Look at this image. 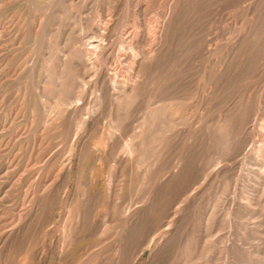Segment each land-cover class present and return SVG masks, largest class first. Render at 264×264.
<instances>
[{"label": "rangeland", "instance_id": "1", "mask_svg": "<svg viewBox=\"0 0 264 264\" xmlns=\"http://www.w3.org/2000/svg\"><path fill=\"white\" fill-rule=\"evenodd\" d=\"M169 1L172 0H0V264H112L115 246L131 231L120 221L123 210L130 204L140 206L148 196L159 205L157 217L165 223L163 230L172 219L174 231L168 233L171 237L164 254L151 258L146 242L135 264H264V155L250 153L254 157L247 158V166L241 162L244 153L231 161L226 127L231 118L238 122L244 113L247 86L239 60L245 48L252 53L250 70L264 78V0L219 1L200 10L201 15L197 13L196 19L205 23V38L203 58H196L197 66L192 69L195 85L184 94L186 98L175 100L173 109L164 113L163 100L150 98L148 93L138 98L140 111L127 121L126 133L122 134L125 136L121 135L125 138L122 142L129 140L134 125L143 123L142 136L136 138L137 150L132 155L106 140L114 123L108 107L102 109L96 121L88 117L97 90L91 66L79 63L85 60L80 51L82 41L92 36L89 33L96 26L102 30L104 22L109 21L111 59L106 71L122 74L127 67L120 64L121 68L113 70L112 62L118 40L130 27L132 10L146 7L143 17L155 23L163 19ZM238 30L246 34L241 44L237 41ZM255 37L261 40L255 43ZM224 53L232 70L226 107L218 100V87L203 75ZM65 54L73 57L71 63L62 64ZM261 84L264 86V80L251 86L252 94ZM208 86L212 100L206 103ZM80 91V98L74 97ZM258 94H253V105ZM64 99L71 103L64 104ZM260 106L253 111L250 142L244 146L252 152L259 145L264 152V139L257 134L264 123V100ZM73 109L84 119L76 131Z\"/></svg>", "mask_w": 264, "mask_h": 264}, {"label": "bare ground", "instance_id": "2", "mask_svg": "<svg viewBox=\"0 0 264 264\" xmlns=\"http://www.w3.org/2000/svg\"><path fill=\"white\" fill-rule=\"evenodd\" d=\"M118 1V0H117ZM128 1V0H127ZM154 1V0H153ZM160 1V0H158ZM165 1V0H164ZM226 3L230 0H172L163 14V19L158 20L155 23L152 21H148L143 17L145 13L146 7L137 8V10H132V19H130V27L125 28L126 30L123 32L124 37L118 40V48L117 52H115L114 58L115 61L113 70L120 67L119 65L123 64L127 67L126 72H122L118 74V71H114L112 73H107L106 65L111 59L110 54V44L112 42L111 35L109 31L112 29L110 22L105 21L103 29L101 30L99 26L95 27L91 33L92 36L82 41V46L80 47L81 56L85 57L84 61H80L81 65H90L93 70V85L97 90L96 97L91 103V107L87 111L88 117L95 118L100 115L103 111L102 109L108 107L110 114L114 116V123L111 124V127L108 129L106 134V140L110 141L109 144L112 147L120 148L123 153L127 155H132L137 150L138 143L135 141L137 137L142 136V124L134 125V132L132 133V137L122 142L124 139L121 138V135L125 132L127 121L133 119V116H137L140 111V102H138V98L140 96H144L146 93L149 94L153 98H158L159 100H163V113L173 109V103L175 100L181 99L186 92H190L189 90L192 86L195 85L193 80L196 78L193 77L192 69L197 66L196 58L202 57L204 51L202 49L204 47L203 43V29L204 22L202 20H197L199 17L197 13L200 10L205 9L209 4H215L217 2ZM124 2V1H122ZM152 2V1H151ZM149 2V3H151ZM246 2V1H245ZM257 2V1H256ZM254 2V3H256ZM166 3V2H165ZM132 4V3H131ZM156 4V3H155ZM261 4V3H260ZM153 5V4H152ZM164 5V4H163ZM92 6V5H91ZM123 6V5H122ZM130 6V5H128ZM155 6V5H154ZM159 6V5H158ZM236 6V5H235ZM120 7V6H119ZM150 7V6H149ZM159 8V7H158ZM157 8V9H158ZM208 8V7H207ZM250 10V7H248ZM256 8V7H254ZM252 8V10H254ZM153 9V8H152ZM248 10V11H249ZM251 10V11H252ZM262 10V9H261ZM102 11V10H101ZM107 11V10H106ZM159 11V10H158ZM104 12V10H103ZM100 12V13H103ZM109 12V11H108ZM120 12V11H119ZM131 12V11H130ZM161 12V11H160ZM258 12V11H256ZM263 12V11H262ZM110 13V12H109ZM148 14V13H147ZM155 14V13H154ZM153 14V15H154ZM162 14V13H161ZM200 14V13H198ZM264 14V13H263ZM106 15V14H105ZM102 15V16H105ZM157 15V14H156ZM155 15V16H156ZM201 15V14H200ZM251 15V14H250ZM262 15V13H261ZM259 15V16H261ZM98 16V15H97ZM110 16V15H109ZM108 16V17H109ZM147 16V15H144ZM256 16V15H255ZM254 16V17H255ZM77 17V16H75ZM126 17V16H125ZM201 17V16H200ZM252 17V16H251ZM128 18V17H127ZM130 18V17H129ZM150 18V17H149ZM74 19V18H73ZM124 19V18H123ZM261 19V18H260ZM85 20V19H84ZM102 20V19H101ZM100 20V21H101ZM126 20V19H125ZM153 20V18H152ZM228 20V19H227ZM251 20V19H250ZM256 20L253 18V21ZM99 21V22H100ZM123 21V20H122ZM202 21V22H200ZM128 22V20L126 21ZM236 22V21H235ZM264 22V21H263ZM89 22H87L88 24ZM125 23V22H123ZM260 23V20L259 22ZM257 23V24H258ZM101 24V22H100ZM114 24V23H113ZM120 24V23H119ZM128 24V23H127ZM262 24V23H261ZM83 25V24H82ZM91 25V24H88ZM264 25V23H263ZM128 25H126L127 27ZM86 27V26H85ZM91 27V26H89ZM113 27V26H112ZM255 27V26H253ZM88 28V27H87ZM92 28V27H91ZM261 28V26H260ZM241 30V29H240ZM238 30V31H240ZM244 30V29H242ZM246 30V29H245ZM247 31V30H246ZM255 31V30H253ZM74 33V32H73ZM245 33V32H244ZM242 31L239 32L238 43H242L246 34ZM255 33V32H254ZM260 33V31H259ZM88 34V33H87ZM206 34V33H205ZM116 36V35H115ZM119 36V35H118ZM117 36V37H118ZM120 37V36H119ZM246 38V37H245ZM256 38V37H255ZM261 37H257L255 39V43H258ZM117 39V38H116ZM115 39V40H116ZM236 41V39H235ZM263 42V41H262ZM261 42V43H262ZM208 43V42H207ZM235 43V42H233ZM240 43V44H241ZM254 43V42H252ZM215 45V44H214ZM254 45V44H250ZM69 46V45H68ZM114 47V46H113ZM225 47V46H224ZM68 48V47H67ZM245 48V47H244ZM251 48V47H250ZM74 49V48H73ZM216 49V48H215ZM242 49V48H241ZM258 49V48H257ZM261 49V48H260ZM66 50V49H65ZM64 50V52H65ZM227 50V49H226ZM229 50V49H228ZM235 50V48H234ZM264 50V49H263ZM261 50V51H263ZM112 51V50H111ZM211 49L208 48V52L210 53ZM217 51V50H216ZM244 51V50H243ZM255 51V50H254ZM225 52V51H224ZM258 52V51H257ZM226 53V52H225ZM224 53V54H225ZM236 53V52H234ZM264 53V52H263ZM212 54V53H211ZM223 54V53H221ZM233 54V53H232ZM252 54V53H251ZM250 53H247V49L245 48L242 57H240V67L245 72L244 80L247 86V91L245 94L244 100V113L240 121L237 122L235 119H230L228 123H226L227 132H228V142L230 146L229 159L233 161L236 157H239L241 153H244L242 165L247 166V158L252 156L251 154H255L256 157H262L264 154L262 145L254 148L253 152L251 148H244L247 142L250 140L251 131L250 128L251 121L254 114V109L260 106L262 100H264V86H261L256 89V92H259L257 101L253 105L252 97L253 93L250 90L251 86H254L257 81L264 80L260 74L256 72V70H250ZM256 54V52L254 53ZM259 56V54H256ZM209 56V55H208ZM211 56V55H210ZM59 57V56H57ZM62 57V56H61ZM229 57V56H228ZM236 57V56H235ZM113 58V57H112ZM254 59V58H251ZM113 60V59H112ZM111 60V61H112ZM255 60V59H254ZM73 61V57L71 55L65 54L63 55L62 64H66L67 62L71 63ZM232 62V61H231ZM48 63V62H47ZM262 63V62H261ZM206 64V63H205ZM215 67L212 66L209 71H204L203 75L207 77V81L210 84H215L216 87L220 90L219 94V102L224 103L223 105L226 107V102L229 99V84H230V63L227 60V55H223L222 59L215 62ZM253 64V63H252ZM67 66V65H65ZM123 66V68H125ZM206 66H209L206 64ZM121 68V67H120ZM122 68V69H123ZM77 69V68H76ZM256 69H258L256 67ZM126 70V68H125ZM124 71V70H120ZM30 72V71H29ZM66 74V73H65ZM206 74V75H205ZM66 76V75H65ZM232 76V75H231ZM258 76V78H256ZM67 78V77H66ZM83 78V77H82ZM88 78V77H87ZM79 79V78H78ZM86 79V78H84ZM82 81V80H81ZM55 83V82H54ZM84 83V82H83ZM82 84V83H81ZM232 84V83H231ZM77 85V84H76ZM205 85V84H204ZM259 85V84H258ZM67 86V85H66ZM72 86V85H71ZM57 86L56 88H58ZM83 87V86H82ZM81 87V88H82ZM231 87V86H230ZM258 87V86H257ZM79 88V87H78ZM79 88V89H81ZM208 88V90H207ZM27 89V88H26ZM77 89V88H76ZM197 89V87H195ZM86 90V89H85ZM84 90V93H85ZM207 93L204 95V101L208 103L212 100V97L209 96L210 86L206 87ZM218 91V90H216ZM199 92V91H198ZM203 92V91H202ZM239 92V91H238ZM67 93V92H66ZM74 93V92H73ZM79 93H74V97L80 98ZM96 93V92H95ZM212 94V93H211ZM217 95V94H216ZM238 95V94H236ZM83 96V94H82ZM215 96V95H214ZM218 96V95H217ZM41 97V96H40ZM255 97V96H254ZM131 98V99H129ZM183 98H186L183 97ZM215 98V97H214ZM239 98V97H238ZM60 99V98H59ZM75 100V98H74ZM156 100V99H153ZM217 100V102H218ZM157 102V101H156ZM234 102V101H233ZM60 103V102H59ZM63 103H71V101L63 100ZM155 103V102H154ZM57 104V103H56ZM62 105V103H60ZM78 105V103H76ZM140 104V105H139ZM59 105V104H58ZM143 105V104H142ZM146 105V104H144ZM218 105V104H217ZM231 105V104H229ZM263 105V104H262ZM55 106V105H54ZM60 106V105H59ZM74 106V105H73ZM203 106V105H202ZM214 106V105H213ZM53 107V106H52ZM189 107V106H188ZM230 107V106H229ZM49 108V107H48ZM63 108V107H62ZM88 108V107H87ZM228 108V107H227ZM226 108V109H227ZM257 108V110H258ZM59 109V108H57ZM50 110H52L50 108ZM54 110V109H53ZM67 110V109H66ZM73 109V112L76 110ZM105 110V109H104ZM261 110H264L261 108ZM160 111V110H159ZM226 111V110H222ZM243 111V109H242ZM54 112V111H52ZM70 112V110H69ZM105 112V111H104ZM138 112V113H137ZM261 112V111H259ZM224 113V112H223ZM262 113V112H261ZM71 114V113H69ZM74 114V113H73ZM103 114V113H102ZM220 114V113H219ZM225 114V113H224ZM223 114V115H224ZM230 114V113H229ZM47 115V114H46ZM85 115V113H84ZM140 115V114H139ZM222 115V114H221ZM228 115V114H227ZM67 116V114H66ZM33 117V116H32ZM53 117V116H52ZM101 117V116H100ZM99 117V118H100ZM226 117V116H225ZM67 118V117H65ZM74 131H76L83 123V117L79 116L77 113L74 114ZM222 118V117H221ZM261 119V117H259ZM264 118V116H263ZM98 119V118H97ZM223 119V118H222ZM34 120V119H33ZM32 120V121H33ZM38 120V119H36ZM63 120V119H61ZM66 120V119H65ZM63 120V121H65ZM93 120V121H94ZM35 121V120H34ZM69 121V120H68ZM72 121V120H71ZM88 121V120H87ZM96 121V120H95ZM261 121V120H260ZM46 122V121H45ZM150 122V121H149ZM52 123V122H51ZM95 123V122H93ZM97 123V122H96ZM255 123V122H254ZM262 123V122H260ZM43 124V123H42ZM60 124V123H58ZM50 126V125H49ZM90 126V124H89ZM72 127V129H73ZM86 127V126H85ZM91 127V126H90ZM139 127V128H137ZM61 130V129H60ZM87 130V129H86ZM130 130V128H128ZM162 130V129H161ZM90 132V130H88ZM87 131V132H88ZM128 132V131H127ZM148 132V131H147ZM162 132V131H161ZM126 133V132H125ZM72 134V133H71ZM80 134V133H78ZM87 134V133H86ZM258 138L264 139V123L260 124L258 127ZM84 135V134H83ZM97 135V134H96ZM64 136V135H63ZM66 136V135H65ZM125 136V135H122ZM87 137V135H86ZM79 138V137H78ZM83 138V137H82ZM85 138V137H84ZM83 138V139H84ZM148 138V137H147ZM8 139V138H7ZM123 139V140H122ZM159 139V138H158ZM255 139V138H254ZM253 139V140H254ZM257 139V138H256ZM255 139V140H256ZM122 140V141H121ZM255 143V141H253ZM77 141V140H76ZM226 141V140H225ZM122 142V143H121ZM161 142V141H160ZM250 142V141H249ZM258 142V140L256 141ZM260 142V140H259ZM258 142V143H259ZM7 143V142H6ZM163 144V143H162ZM251 144V143H250ZM249 144V145H250ZM10 145V144H9ZM8 145V147H9ZM44 145V144H43ZM75 145V143H73ZM93 145V144H92ZM14 147V146H13ZM252 147V146H251ZM100 150V149H98ZM108 150H110L108 148ZM13 151V150H12ZM11 151V152H12ZM113 151V150H112ZM10 152V151H9ZM81 152V151H80ZM185 152V151H184ZM110 153V152H108ZM251 153V154H250ZM82 154V153H81ZM239 155V156H238ZM183 156V155H182ZM16 157V156H14ZM121 157V156H119ZM157 157V156H156ZM254 157V156H252ZM125 158V157H124ZM71 159V158H70ZM219 159V158H217ZM221 159V158H220ZM251 159V158H249ZM253 159V158H252ZM257 159V158H256ZM61 160V159H60ZM76 160V158H75ZM97 160V159H96ZM111 160V159H110ZM155 160V159H154ZM181 160V159H180ZM254 160V159H253ZM119 161V160H118ZM218 161V160H217ZM260 161V160H259ZM153 162V161H152ZM158 162V161H156ZM161 162V161H159ZM257 163V161H255ZM12 163V162H11ZM47 163V162H46ZM78 163V162H76ZM178 163V162H177ZM180 163V161H179ZM185 163V162H183ZM216 164V162L214 161ZM239 163V161L237 162ZM250 162H248L249 164ZM255 163V164H256ZM10 164V162H9ZM15 164V163H14ZM20 164V163H19ZM24 164V163H23ZM70 164V163H68ZM234 164V163H233ZM261 164V163H260ZM77 165V164H76ZM178 165V164H177ZM250 165V164H249ZM257 165V164H256ZM12 166V164L10 165ZM8 166V167H10ZM66 166V165H65ZM87 166V165H86ZM212 166V165H211ZM210 166V167H211ZM8 167H6L8 169ZM16 167V166H15ZM21 167V166H20ZM67 167V166H66ZM113 167V166H112ZM116 167V166H115ZM169 167V166H168ZM176 167V166H175ZM178 167V166H177ZM217 167V166H216ZM24 169V167H22ZM86 168V167H85ZM123 168V167H122ZM231 168V167H230ZM260 168V167H259ZM21 169V168H20ZM66 169V168H63ZM118 169V168H117ZM175 169V168H174ZM210 169V168H209ZM247 169V168H246ZM76 170V169H75ZM125 170V169H124ZM207 170V169H206ZM41 171V170H40ZM64 171V170H63ZM77 171V170H76ZM75 171V172H76ZM94 171V170H92ZM91 171V172H92ZM205 171V170H204ZM215 171V170H214ZM228 171V170H227ZM24 172V171H23ZM73 172V173H75ZM117 172V170L115 171ZM157 172V170H156ZM159 172V171H158ZM210 172V171H209ZM223 172V171H222ZM235 172V171H234ZM64 173V172H63ZM195 173V172H194ZM219 173V172H218ZM221 173V172H220ZM231 173V172H230ZM246 173V172H245ZM62 174V173H61ZM79 174V173H78ZM87 174V173H86ZM229 174V173H228ZM240 174V173H237ZM248 174V173H247ZM18 175V174H17ZM25 175V174H24ZM63 175V174H62ZM262 175V174H261ZM98 176V175H97ZM113 176V175H112ZM249 176V175H248ZM16 177V176H14ZM29 177V176H28ZM51 177V176H49ZM75 177V176H74ZM237 177V176H236ZM261 177V176H260ZM43 178V177H42ZM41 178V179H42ZM64 178V176H63ZM112 178V177H111ZM238 178V177H237ZM40 179V178H39ZM40 179V180H41ZM52 179V178H51ZM59 179V178H58ZM65 179V178H64ZM76 179V178H75ZM88 179V178H87ZM116 179V178H115ZM91 180V179H90ZM100 180V179H98ZM107 180V179H106ZM110 180V178H109ZM235 180V179H234ZM246 180V179H244ZM263 180V179H262ZM36 181V180H35ZM46 181V180H45ZM93 181V180H91ZM104 181V180H103ZM149 181V180H147ZM254 181V180H253ZM256 181V180H255ZM254 181V182H255ZM12 182V181H11ZM66 182V181H65ZM80 182V181H78ZM94 182V181H93ZM98 182V181H97ZM109 182V181H108ZM222 182V181H221ZM240 182V181H239ZM250 182H252L250 180ZM48 183V181H47ZM61 183V182H60ZM238 183V182H237ZM11 184V183H10ZM34 184V183H33ZM36 184V183H35ZM58 184V182H57ZM57 184H55L57 186ZM109 184V183H108ZM114 184V183H113ZM259 184V183H258ZM39 185V184H38ZM75 185V184H74ZM177 185V184H176ZM232 185V184H231ZM238 185V184H237ZM59 186V185H58ZM95 186V185H94ZM239 186V185H238ZM241 186V185H240ZM261 186V185H260ZM6 187V186H5ZM62 187L61 185L59 186ZM252 188V186H250ZM254 187V186H253ZM36 188V187H35ZM39 188V187H38ZM51 188V187H50ZM64 188V187H63ZM236 188V187H235ZM234 188V189H235ZM244 188V187H242ZM42 189V187H41ZM254 189V190H253ZM250 189L256 191L255 188ZM10 190V189H8ZM5 190V191H8ZM30 190H32L30 188ZM117 190V189H116ZM144 190V189H143ZM146 190V189H145ZM232 190V187H231ZM4 191V192H5ZM44 191V190H43ZM42 191V192H43ZM110 191V190H109ZM115 191V190H114ZM235 191V190H234ZM12 192V191H11ZM21 192V191H20ZM35 192V191H34ZM81 192V191H80ZM6 193V192H5ZM33 193V192H32ZM39 193V192H38ZM37 193V194H38ZM108 193V192H107ZM151 193V192H150ZM248 193V192H247ZM8 194V193H7ZM14 194H16L14 192ZM40 194V193H39ZM78 194V193H77ZM113 194V193H112ZM152 194V193H151ZM232 194V193H230ZM236 194V193H235ZM259 194V193H258ZM11 195V194H10ZM20 195V193H19ZM30 195V194H28ZM51 195V194H50ZM56 195V194H55ZM72 195V194H71ZM70 195V196H71ZM98 195V194H97ZM250 195V194H249ZM25 196H27L25 194ZM23 196V197H25ZM60 196V195H59ZM96 196V195H95ZM232 196V195H231ZM244 195H242L243 197ZM15 197V196H14ZM40 197V196H39ZM49 197V196H48ZM58 197V196H56ZM55 197V198H56ZM73 197V196H72ZM77 197V196H76ZM81 197V196H80ZM90 198V196L88 195ZM237 197V194L236 196ZM249 197V196H247ZM246 197V198H247ZM34 198V197H33ZM35 198H37L35 196ZM51 198H53L51 196ZM50 198V199H51ZM95 198V197H93ZM98 198V196H97ZM103 198V197H102ZM192 198V197H191ZM240 198V197H239ZM256 198V195H255ZM12 199V198H11ZM38 199V198H37ZM41 199V197H40ZM49 199V201H50ZM54 199V198H53ZM70 199V198H69ZM96 199V198H95ZM46 200V199H45ZM73 200V199H72ZM85 200V199H84ZM232 200V199H231ZM243 200V199H239ZM35 201V199H34ZM38 201V200H37ZM48 201V200H46ZM48 201V202H49ZM76 201V200H75ZM90 201V200H89ZM106 201V200H105ZM234 201V200H233ZM245 201V199L243 200ZM39 202V201H38ZM41 202V200H40ZM44 202V201H42ZM41 202V203H42ZM86 202V201H85ZM2 203V202H1ZM15 203V202H14ZM19 203V202H18ZM33 203V202H32ZM233 203V202H232ZM236 203V201L234 202ZM238 203V201H237ZM243 203V202H242ZM248 203V202H246ZM253 203H256L255 201ZM37 204V203H36ZM45 204V203H44ZM49 204V203H48ZM55 205V203H53ZM91 204V203H90ZM88 204V205H90ZM97 204V203H95ZM240 204V203H239ZM252 204V203H250ZM1 205V204H0ZM24 205V204H23ZM43 205V204H41ZM52 205V204H51ZM134 205V204H133ZM174 205V204H173ZM229 205V204H228ZM19 206V205H17ZM21 206V205H20ZM35 206V205H34ZM102 206V205H101ZM234 206V205H233ZM251 206V205H250ZM37 207V206H36ZM39 207V206H38ZM44 207V206H43ZM42 207V208H43ZM159 205L154 203L153 199L148 196L145 198L144 202L140 206H132L128 205L121 215L120 221L124 227L131 229V231L124 236V238L115 246V253L111 257L112 264H135V258L140 253H142L145 249V244L148 242L149 247L151 248V258L160 255L163 252L164 247L167 245L169 241L168 233L172 232V222L168 224L167 230H163V221L158 219L157 210ZM172 207V206H171ZM230 207V205H229ZM236 207V206H235ZM238 207V206H237ZM41 208V209H42ZM45 208V207H44ZM233 208V207H232ZM248 208V207H246ZM27 209V208H25ZM52 209V208H51ZM48 209V210H51ZM89 209V208H88ZM109 209V208H108ZM111 209V207H110ZM109 209V210H110ZM231 209V208H230ZM250 209V208H249ZM253 209V208H252ZM31 210V209H30ZM36 210V209H35ZM46 210V209H44ZM47 210V211H48ZM53 210V209H52ZM83 210V209H81ZM15 211V210H14ZM17 211V210H16ZM46 211V212H47ZM85 211V210H84ZM87 211V210H86ZM169 212V210H167ZM35 212V211H34ZM49 212V211H48ZM73 212V211H72ZM173 212V211H171ZM229 212V211H228ZM231 212V211H230ZM41 214V212H39ZM45 213V212H44ZM66 213V212H65ZM71 213V212H69ZM95 213V212H94ZM30 214V213H29ZM33 214V213H32ZM172 214V213H170ZM18 215V214H17ZM26 215V214H25ZM213 215V214H211ZM210 215V216H211ZM230 215V214H228ZM233 215V214H231ZM83 216V215H82ZM169 215H167L168 217ZM184 216V215H183ZM235 216V214H234ZM233 216V217H234ZM88 217V216H87ZM105 217V216H104ZM181 217V216H180ZM232 217V218H233ZM85 218V217H84ZM249 218V217H248ZM26 219V218H25ZM51 220V218L49 217ZM179 219V218H178ZM14 220V219H13ZM42 220V219H41ZM48 220V219H45ZM87 220V219H86ZM26 221V220H25ZM30 221V220H29ZM81 221V220H80ZM88 221V220H87ZM236 221V220H235ZM65 222V221H64ZM177 223V221H175ZM238 222V221H237ZM240 222V221H239ZM41 223V222H39ZM44 223V222H43ZM235 223V222H233ZM254 223V222H253ZM46 224V223H45ZM75 224V223H74ZM88 224V223H86ZM182 224V223H181ZM228 224V223H227ZM259 224V223H258ZM7 225V224H6ZM42 225V224H41ZM44 225V224H43ZM42 225V226H43ZM62 225V224H61ZM97 225V223H96ZM9 226V225H7ZM63 226V225H62ZM65 226V225H64ZM259 226V225H258ZM11 227V226H10ZM254 227V226H252ZM1 228V227H0ZM6 228V227H5ZM64 228V227H63ZM88 228V227H87ZM70 229V228H69ZM101 230V228H98ZM190 229V228H189ZM232 229V228H231ZM258 229V228H257ZM3 230V229H2ZM43 230V228H42ZM84 230V229H83ZM91 230V229H90ZM259 230V229H258ZM256 230V231H258ZM94 231V230H92ZM255 231V230H254ZM262 230H260L261 232ZM2 232V231H1ZM66 232V231H65ZM69 232V231H68ZM97 232V231H96ZM95 232V233H96ZM118 232V231H117ZM177 232V231H176ZM253 232V231H252ZM71 233V232H69ZM120 233V232H119ZM231 233V232H230ZM7 234V233H6ZM10 234V233H9ZM38 234V233H37ZM63 234V232H62ZM170 234V233H169ZM4 235V234H3ZM39 235V234H38ZM36 235V238L39 236ZM53 236V234H51ZM175 235V234H174ZM243 235V234H242ZM260 235V234H259ZM38 236V237H37ZM47 236V235H46ZM72 236V235H71ZM87 236V235H86ZM85 236V237H86ZM81 237V236H80ZM111 237V236H110ZM231 237V236H230ZM30 238V237H29ZM27 238V239H29ZM41 238V237H40ZM238 238V237H237ZM192 239V238H191ZM235 239V238H234ZM243 239V238H242ZM25 240V239H23ZM30 240V239H29ZM36 240V239H35ZM38 240V239H37ZM40 240V239H39ZM54 240V239H53ZM110 240V239H109ZM112 240V239H111ZM232 240V238H231ZM55 241V240H54ZM70 241V240H69ZM228 241V238H227ZM36 242V241H35ZM107 242V241H106ZM235 242V241H234ZM243 242V241H242ZM26 243V242H25ZM39 243V242H38ZM37 243V244H38ZM55 243V242H54ZM239 243V242H238ZM34 244V243H33ZM105 244V243H104ZM231 244H234L231 242ZM230 244V245H231ZM240 244V243H239ZM29 245V244H27ZM54 245V244H53ZM242 245V244H241ZM24 246V245H23ZM112 246V245H111ZM229 246V245H228ZM234 246H236L234 244ZM71 247V246H70ZM230 247V246H229ZM95 248V246H94ZM100 248V247H99ZM166 248V247H165ZM29 249V248H28ZM32 249V248H31ZM34 249V248H33ZM172 249V248H171ZM241 249V248H240ZM209 250V249H208ZM26 251V250H25ZM170 251V250H169ZM174 251V250H173ZM172 251V252H173ZM228 251V250H227ZM235 251V250H234ZM165 252V251H164ZM163 252V254H164ZM171 252V253H172ZM7 253V252H6ZM226 253V252H225ZM240 253V252H239ZM242 253V252H241ZM168 254H170L168 252ZM96 255V254H95ZM143 255V254H142ZM225 255V254H224ZM97 256V255H96ZM233 256V255H232ZM141 257V256H139ZM171 257V256H170ZM235 257V255H234ZM35 259V258H34ZM95 259V258H94ZM139 259V258H138ZM170 259V258H168ZM235 259V258H234ZM104 260V258H103ZM108 260V259H107ZM145 260V259H144ZM226 260V259H225ZM237 260V259H236ZM229 261V260H228ZM238 261V260H237ZM66 262V261H65ZM137 262V260H136ZM181 262V261H180ZM226 262V261H224ZM101 263V262H100ZM263 263V262H262ZM108 264V263H107ZM145 264V262H144ZM239 264V263H238ZM244 264V263H243Z\"/></svg>", "mask_w": 264, "mask_h": 264}]
</instances>
